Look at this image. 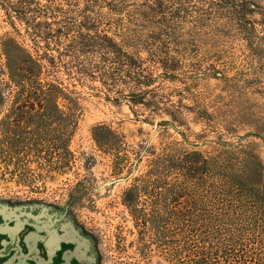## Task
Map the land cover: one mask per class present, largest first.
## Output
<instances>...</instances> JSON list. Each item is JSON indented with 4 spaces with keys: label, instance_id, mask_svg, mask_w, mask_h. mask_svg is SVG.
<instances>
[{
    "label": "rangeland",
    "instance_id": "1",
    "mask_svg": "<svg viewBox=\"0 0 264 264\" xmlns=\"http://www.w3.org/2000/svg\"><path fill=\"white\" fill-rule=\"evenodd\" d=\"M180 16L168 40L172 70L155 83L162 85V107L182 105L179 121L172 122L169 112L151 114L143 104L116 100L97 79L58 74L82 106L69 143L74 160L68 169L33 160L18 170L0 156V264H174L154 244L143 248L122 201L133 178L167 144L204 153H213L220 140L241 145L257 156L263 175L255 180L264 181V0H190ZM124 26L105 28L129 51L133 38L155 30ZM26 30L0 8V79H6L7 39L35 54ZM4 110L0 104V117ZM99 123L121 136V173L92 136Z\"/></svg>",
    "mask_w": 264,
    "mask_h": 264
},
{
    "label": "trees",
    "instance_id": "2",
    "mask_svg": "<svg viewBox=\"0 0 264 264\" xmlns=\"http://www.w3.org/2000/svg\"><path fill=\"white\" fill-rule=\"evenodd\" d=\"M189 1L0 0L10 21L25 23L35 45L32 54L7 39L6 79H0L3 161L18 170L33 160L58 169L71 166L69 143L82 106L58 80L59 73L97 79L116 100L143 104L151 114L163 110L172 122L179 121L182 105L162 107V85L155 83L172 70L175 57L168 40ZM124 23L155 30L144 39L133 38L134 51H129L105 28L120 31ZM143 49L146 58L139 55ZM157 69L163 72L156 74ZM91 133L113 156L115 173H121V136L103 123ZM245 152L221 140L213 153L174 142L151 159L122 199L143 248L154 244L174 264H264V181L255 180L263 170L257 156Z\"/></svg>",
    "mask_w": 264,
    "mask_h": 264
},
{
    "label": "flooded vegetation",
    "instance_id": "3",
    "mask_svg": "<svg viewBox=\"0 0 264 264\" xmlns=\"http://www.w3.org/2000/svg\"><path fill=\"white\" fill-rule=\"evenodd\" d=\"M92 261L94 262V259ZM88 264H93V263L89 262Z\"/></svg>",
    "mask_w": 264,
    "mask_h": 264
}]
</instances>
